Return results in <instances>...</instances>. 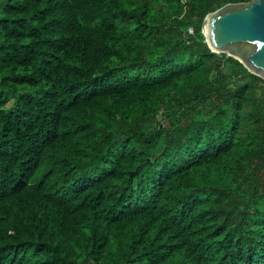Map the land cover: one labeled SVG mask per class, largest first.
I'll return each instance as SVG.
<instances>
[{"label": "trees", "instance_id": "trees-1", "mask_svg": "<svg viewBox=\"0 0 264 264\" xmlns=\"http://www.w3.org/2000/svg\"><path fill=\"white\" fill-rule=\"evenodd\" d=\"M247 1L0 0V264H264V79L202 32Z\"/></svg>", "mask_w": 264, "mask_h": 264}, {"label": "water", "instance_id": "water-1", "mask_svg": "<svg viewBox=\"0 0 264 264\" xmlns=\"http://www.w3.org/2000/svg\"><path fill=\"white\" fill-rule=\"evenodd\" d=\"M202 32L212 51L234 56L264 79V0L225 3L205 16Z\"/></svg>", "mask_w": 264, "mask_h": 264}, {"label": "built area", "instance_id": "built-area-1", "mask_svg": "<svg viewBox=\"0 0 264 264\" xmlns=\"http://www.w3.org/2000/svg\"><path fill=\"white\" fill-rule=\"evenodd\" d=\"M188 30H189V32H191V31H192V30H191V28H189Z\"/></svg>", "mask_w": 264, "mask_h": 264}]
</instances>
